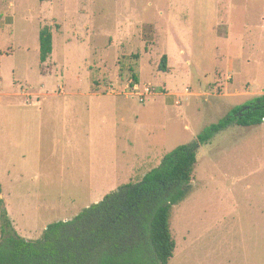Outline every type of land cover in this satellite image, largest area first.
I'll return each mask as SVG.
<instances>
[{
	"label": "rangeland",
	"instance_id": "obj_1",
	"mask_svg": "<svg viewBox=\"0 0 264 264\" xmlns=\"http://www.w3.org/2000/svg\"><path fill=\"white\" fill-rule=\"evenodd\" d=\"M262 94L264 0H0V199L37 240ZM169 223V264H264V123L200 147Z\"/></svg>",
	"mask_w": 264,
	"mask_h": 264
},
{
	"label": "trees",
	"instance_id": "obj_2",
	"mask_svg": "<svg viewBox=\"0 0 264 264\" xmlns=\"http://www.w3.org/2000/svg\"><path fill=\"white\" fill-rule=\"evenodd\" d=\"M52 52L53 34L43 28L42 63ZM166 62L164 56L160 66L164 71L168 70ZM262 123L264 94L235 106L194 142L167 153L142 181L121 185L71 220L49 224L37 240L26 239L16 231L5 201L0 199V264H169L176 248L169 223L171 211L191 190L200 147L232 125Z\"/></svg>",
	"mask_w": 264,
	"mask_h": 264
}]
</instances>
